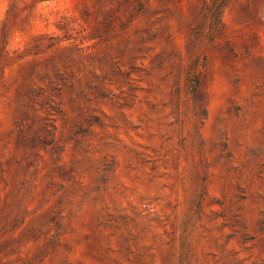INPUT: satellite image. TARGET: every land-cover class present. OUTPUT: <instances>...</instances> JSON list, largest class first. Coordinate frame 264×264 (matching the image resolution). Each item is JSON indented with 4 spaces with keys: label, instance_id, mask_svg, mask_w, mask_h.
<instances>
[{
    "label": "rangeland",
    "instance_id": "obj_1",
    "mask_svg": "<svg viewBox=\"0 0 264 264\" xmlns=\"http://www.w3.org/2000/svg\"><path fill=\"white\" fill-rule=\"evenodd\" d=\"M0 264H264V0H0Z\"/></svg>",
    "mask_w": 264,
    "mask_h": 264
}]
</instances>
